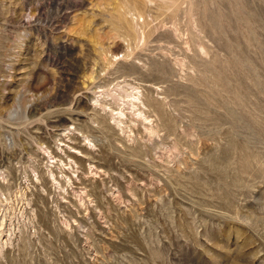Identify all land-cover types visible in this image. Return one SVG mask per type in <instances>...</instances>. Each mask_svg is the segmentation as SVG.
<instances>
[{
	"label": "rangeland",
	"instance_id": "1",
	"mask_svg": "<svg viewBox=\"0 0 264 264\" xmlns=\"http://www.w3.org/2000/svg\"><path fill=\"white\" fill-rule=\"evenodd\" d=\"M0 264H264V0H0Z\"/></svg>",
	"mask_w": 264,
	"mask_h": 264
},
{
	"label": "bare ground",
	"instance_id": "2",
	"mask_svg": "<svg viewBox=\"0 0 264 264\" xmlns=\"http://www.w3.org/2000/svg\"><path fill=\"white\" fill-rule=\"evenodd\" d=\"M135 99H137V101H139V100H140V97L137 96V97L134 98V100H135ZM121 113H122V112H121ZM121 113H120V114H121ZM122 114H123V113H122ZM121 122H122V119H120V123H121ZM54 179H55V178H54Z\"/></svg>",
	"mask_w": 264,
	"mask_h": 264
}]
</instances>
